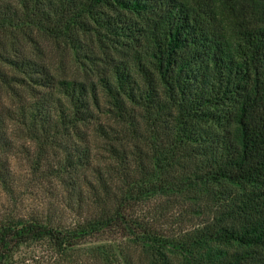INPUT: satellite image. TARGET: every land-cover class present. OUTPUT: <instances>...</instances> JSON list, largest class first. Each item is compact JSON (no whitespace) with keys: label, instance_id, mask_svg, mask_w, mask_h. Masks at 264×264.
I'll return each mask as SVG.
<instances>
[{"label":"trees","instance_id":"1","mask_svg":"<svg viewBox=\"0 0 264 264\" xmlns=\"http://www.w3.org/2000/svg\"><path fill=\"white\" fill-rule=\"evenodd\" d=\"M18 153L77 219L18 213ZM0 188V264H264V0H0Z\"/></svg>","mask_w":264,"mask_h":264},{"label":"rangeland","instance_id":"2","mask_svg":"<svg viewBox=\"0 0 264 264\" xmlns=\"http://www.w3.org/2000/svg\"><path fill=\"white\" fill-rule=\"evenodd\" d=\"M34 49L36 52L45 51L48 56L51 57L55 72L60 77L66 76L68 78L79 79L96 78L98 71L95 70L94 73L91 70L92 67L98 68L104 64L98 53L93 54L96 57L95 60H97L96 64L91 63L89 60H84L83 54L77 57L76 53L64 43H58L44 37H38V43ZM90 49L91 46H88V48L84 46L83 51H90ZM11 161L15 171L16 185L18 188L17 192L23 199V202L19 204V214L21 213L25 216L38 214L48 215V217H51V220L53 219L56 223H62L64 225L70 224L78 218L77 213L79 210L69 207L63 208V206L57 204L59 199L58 194L61 190L55 180H43L42 177L34 174L31 162L23 154L18 153L14 155ZM4 202H6V197L0 188V208L4 209V207H6ZM43 202H45V205L41 204ZM188 205L192 206L191 203H188L181 207H172L169 212L173 215L172 217L176 219L175 222L177 223L170 225L171 227L177 229L179 227L178 223L180 218L183 219L182 225L186 228H191L192 225L196 223L197 218H192L191 214L189 213V215L187 210H185ZM187 209H190V207L188 206ZM176 217H178V219ZM34 253L42 254L43 252L40 248L28 249L25 247L21 251L22 256L20 258L31 257L35 255Z\"/></svg>","mask_w":264,"mask_h":264}]
</instances>
